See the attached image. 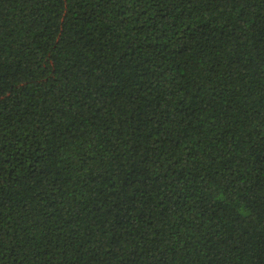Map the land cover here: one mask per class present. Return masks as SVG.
<instances>
[{
	"label": "trees",
	"instance_id": "16d2710c",
	"mask_svg": "<svg viewBox=\"0 0 264 264\" xmlns=\"http://www.w3.org/2000/svg\"><path fill=\"white\" fill-rule=\"evenodd\" d=\"M0 264H264V0H0Z\"/></svg>",
	"mask_w": 264,
	"mask_h": 264
}]
</instances>
